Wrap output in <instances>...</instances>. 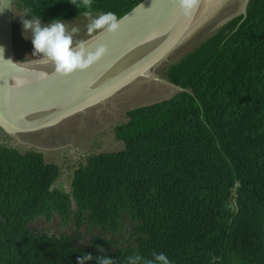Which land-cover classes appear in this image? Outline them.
Returning a JSON list of instances; mask_svg holds the SVG:
<instances>
[{
    "label": "trees",
    "instance_id": "1",
    "mask_svg": "<svg viewBox=\"0 0 264 264\" xmlns=\"http://www.w3.org/2000/svg\"><path fill=\"white\" fill-rule=\"evenodd\" d=\"M11 1L46 26L120 19L144 0ZM164 78L190 93L127 111L114 129L123 148L84 156L69 195L54 188L60 168L46 152L0 144V264H78L84 254V264H148L159 253L171 264H264V0ZM56 219L74 233L36 226Z\"/></svg>",
    "mask_w": 264,
    "mask_h": 264
},
{
    "label": "water",
    "instance_id": "2",
    "mask_svg": "<svg viewBox=\"0 0 264 264\" xmlns=\"http://www.w3.org/2000/svg\"><path fill=\"white\" fill-rule=\"evenodd\" d=\"M249 1L241 0L238 11L214 28L238 16L245 17ZM233 2L197 0L192 15L185 18L177 0H144L120 19L118 32L101 30L83 43L90 52L106 46L104 54L87 68L62 76L55 73L52 62H40L45 57L22 60L14 55L12 1L0 0V129L14 138L46 131L75 114L104 104L142 79L164 83L176 93H188L161 79L157 69L171 64L167 57L171 58ZM158 18L163 24L159 37L148 41V27ZM41 73L46 78L39 79ZM20 78L30 83L17 87L15 83Z\"/></svg>",
    "mask_w": 264,
    "mask_h": 264
},
{
    "label": "rangeland",
    "instance_id": "3",
    "mask_svg": "<svg viewBox=\"0 0 264 264\" xmlns=\"http://www.w3.org/2000/svg\"><path fill=\"white\" fill-rule=\"evenodd\" d=\"M241 0H234V2L228 7V11L219 14L217 18L206 24L202 30H200L196 35L192 36L189 39V42L184 46L180 47L178 51H176L171 58L167 57V62L174 63L182 56L193 50L197 45L203 42L208 36H210L219 22L222 21L227 16H231L238 11L237 7L240 5ZM16 24L20 29V34L23 35V40H20L17 37H14L13 49L14 55L18 59L22 60H30L32 58H41L44 57L42 53H35L34 46L32 44V34L30 31H25L23 28L22 21L23 17L16 15ZM96 18L90 19H81L75 20L72 22L63 23L66 27V34L72 36L73 40L77 41L78 38L90 37L91 35L96 34L101 29H96L95 32H90L89 25ZM73 29H77V31L73 32ZM19 33H17L18 35ZM23 41V42H22ZM166 66H161L159 69H163V71L158 76L167 81L164 78ZM169 82V81H168ZM175 90L170 88L168 85L164 83H158L156 81H152L150 79H142L137 83L129 86L124 91L118 93L116 96L109 99L104 104H100L94 106L84 113H78L73 116V120L69 121L66 126V130H61L60 128L53 127L49 128L46 131H42L41 133L46 135V145L52 146L49 147L50 151H53L51 154H46V158L48 161H54L59 166L62 167V173H64L61 179V184L63 186L69 187L71 173L78 162L84 159L88 153H103V152H115L121 150L122 144L115 141L113 138V129L126 123V113L129 110L139 108L145 105H150L151 103H157L165 98H170L175 95ZM87 115L89 117H87ZM80 120V122H79ZM84 123V124H83ZM20 137V135H19ZM9 135H5L0 133V144H5L8 140L10 144H14V140H9ZM71 138V140H70ZM23 140H29L26 137H23ZM44 142L39 149H43ZM71 148L72 151L69 153L68 150H58L56 148L65 146ZM22 150L23 147L21 146ZM75 164L72 167L69 166V163ZM66 163L67 165H65ZM127 222V221H126ZM128 223V222H127ZM123 224V232L125 229L129 227L128 224ZM38 229L42 232H45L48 235L57 234L60 235L62 233L73 234L74 230L71 227L67 229V227H60L61 223L59 219H56L52 223L47 225L39 223L36 225ZM84 230V228H83ZM82 244L88 243L90 240V235H87L82 232ZM130 236L127 234L124 237L125 241H128Z\"/></svg>",
    "mask_w": 264,
    "mask_h": 264
},
{
    "label": "clouds",
    "instance_id": "4",
    "mask_svg": "<svg viewBox=\"0 0 264 264\" xmlns=\"http://www.w3.org/2000/svg\"><path fill=\"white\" fill-rule=\"evenodd\" d=\"M177 3L179 5L181 15H183L185 18H189L192 15L193 10L197 7V0H177ZM239 8H240V5L237 7V9H239ZM228 10H230V9H228V7H227V9L224 12H226ZM246 13H247V9H246ZM16 15H18V12H15L13 10V20H15ZM85 15H88V13L86 12ZM120 19L117 17L116 14H114L112 12H107V13H104V14L98 16L95 20H93V22L89 25V28L92 31H95L96 29H101V30H104L108 33L115 34L120 29ZM15 22H16V20H15ZM221 22L222 21H220L219 24ZM22 23H23L24 30L30 31L32 34V44L34 46L35 53H42L43 56L46 58V59L41 60L40 62L45 63V64L52 62L55 66V73L62 75V76H67V75L72 74L76 70H83V69L87 68L93 62H95L99 58V56H101L102 54H104L107 51L106 46H101V47H98L94 52H90V51H88L87 46L85 44H83L84 42H86V40H88L89 38H91L95 34L91 35L90 37L78 38L77 41L73 42V40L76 38L72 39L71 35L66 34V27L60 20H56L52 24L46 25V26L41 25V20L39 18H35L32 20L26 19V20H23ZM12 27H13V42H14L15 32H14L13 22H12ZM75 31H77V29H73V32H75ZM209 37L210 36H208L207 38H209ZM205 40L203 42H205ZM0 52L3 53V47H0ZM33 59L35 60L38 58H32L30 60H33ZM168 65H170V64H168ZM38 78L44 79V78H46V75L41 73ZM29 83H30L29 80L24 79V78H20L19 80L16 81L15 84L17 87H25ZM186 91H188V93H190L189 90H186ZM166 99L167 98H165L164 100H166ZM161 101H163V100H161ZM75 115H77V114H75ZM73 116L67 118L62 123H59L54 127L55 128H63L64 130H66L67 123L69 121L73 120ZM52 128L53 127H51V129ZM114 129H113V138L115 139V134H114L115 130ZM0 131H2V130L0 129ZM2 132H3V134L5 133L4 131H2ZM39 132H42V131H39ZM34 134L35 133L21 134L20 137L18 136V138H14V136L12 137L10 135L9 136L11 138L10 140H12V139L14 140V141L12 140L14 142V144L21 145L22 147H24L26 149L31 148V149H34L36 151L42 150V151L46 152L45 153V161L51 162L52 164H55L60 168V176L55 181L54 188L61 190L62 193H65L68 195L71 194V183H72L73 171L75 168L73 169V171L71 173V179H70L69 187L67 188L66 186H63L61 184L62 176H64L63 175L64 173H62V167L59 166L54 161H48L46 158V154L52 153L50 151V148H49L52 146H47L46 143H44V145H43L44 148L39 149V147H37L33 143L35 141V138L33 137ZM5 135H7V133ZM23 137H26L29 140H23ZM70 140H71V138H70ZM122 147H123V145H122ZM59 148L60 147H58V149ZM65 149L66 150L69 149L70 152L72 151V149L69 147H66ZM67 163H69V166H71V167L73 165H75V164H71L68 161H67ZM64 164L67 165L66 163H64ZM91 259H92V256L90 254H84L78 260V264H84L85 261L91 260ZM137 259H139V257ZM100 264H113V262L111 259L103 258V259H100ZM148 264H171V261L167 255H165L164 253H159V254H154V260L148 261Z\"/></svg>",
    "mask_w": 264,
    "mask_h": 264
},
{
    "label": "bare ground",
    "instance_id": "5",
    "mask_svg": "<svg viewBox=\"0 0 264 264\" xmlns=\"http://www.w3.org/2000/svg\"><path fill=\"white\" fill-rule=\"evenodd\" d=\"M200 17V16H199ZM200 18H202V19H204V17H200ZM152 26H149L148 28V31H150L151 30V32H148L147 33V39H148V41L150 40V39H152V38H155V37H159V33H160V31H161V29H162V26H163V24H162V21H161V19L160 18H158L157 20H155V21H153V23L151 24ZM172 31V30H171ZM171 31H170V33L169 34H171ZM106 104V103H105Z\"/></svg>",
    "mask_w": 264,
    "mask_h": 264
},
{
    "label": "crops",
    "instance_id": "6",
    "mask_svg": "<svg viewBox=\"0 0 264 264\" xmlns=\"http://www.w3.org/2000/svg\"><path fill=\"white\" fill-rule=\"evenodd\" d=\"M87 117H89L88 115H87ZM79 122H80V120H79ZM81 123V122H80ZM84 124V123H83ZM61 130H64L63 128H60ZM38 133V132H37ZM37 133H35V134H37ZM113 135V134H112ZM43 142L45 143L46 142V136H44V135H41V136H39V138H35V141L33 142L37 147H39V146H41L42 144H43ZM61 147H63V148H66L67 147V145H65V146H61ZM56 149H58V148H56ZM52 153H53V151H51Z\"/></svg>",
    "mask_w": 264,
    "mask_h": 264
},
{
    "label": "flooded vegetation",
    "instance_id": "7",
    "mask_svg": "<svg viewBox=\"0 0 264 264\" xmlns=\"http://www.w3.org/2000/svg\"><path fill=\"white\" fill-rule=\"evenodd\" d=\"M163 71V69H160V70H157V72L156 73H158L159 74V72L161 73ZM0 133H3L2 131H0ZM4 134H6V133H4ZM41 135H44V134H42L41 132H39V133H37V134H34V138H39V136H41ZM44 136H46V135H44Z\"/></svg>",
    "mask_w": 264,
    "mask_h": 264
}]
</instances>
